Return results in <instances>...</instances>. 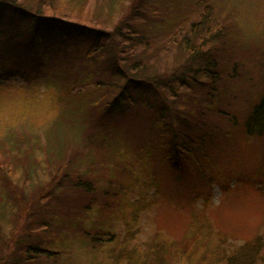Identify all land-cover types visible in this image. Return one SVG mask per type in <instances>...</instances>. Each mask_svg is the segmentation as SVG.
Instances as JSON below:
<instances>
[{
  "label": "rangeland",
  "instance_id": "374dc122",
  "mask_svg": "<svg viewBox=\"0 0 264 264\" xmlns=\"http://www.w3.org/2000/svg\"><path fill=\"white\" fill-rule=\"evenodd\" d=\"M64 1L59 6L73 15L77 1ZM195 1L123 0L115 18L144 9L143 24L159 27L150 34L157 38L170 13ZM208 1L225 26L208 56L216 61L215 76L198 74L191 88L183 85L161 125L151 121L155 95L164 97L157 90L129 86L133 102L104 112L62 110L54 98H63L61 82L82 74L61 76L56 86L38 85L40 78L0 79V176L16 190L0 218V264H226L236 250L243 251L238 263L264 264V135L244 127L264 91V0H201L200 8ZM98 2L86 0L85 11L100 14ZM173 56L181 69L183 55L170 49ZM163 59L160 53L157 60ZM166 128L187 147L178 167L162 162L166 150L158 137L165 131L168 140ZM148 138L155 146L146 155ZM59 163L68 165L61 174L69 168L90 179L92 191L60 179ZM28 243L54 253H26Z\"/></svg>",
  "mask_w": 264,
  "mask_h": 264
},
{
  "label": "trees",
  "instance_id": "16d2710c",
  "mask_svg": "<svg viewBox=\"0 0 264 264\" xmlns=\"http://www.w3.org/2000/svg\"><path fill=\"white\" fill-rule=\"evenodd\" d=\"M76 1V9L71 10V15L59 6L60 2L65 6L64 0H0V17H7L0 22V61L4 58L14 64L12 68L0 67V79L15 76L29 82L40 78L38 85L45 81L56 86L60 84L61 76L82 74L81 78L61 82L66 84L63 98L61 95L54 98L62 110L94 107L104 112L118 103L133 102L129 86L138 91L146 90L149 94H155L154 90H157L164 97L155 95L159 107L151 121L154 125H161L159 119L169 113L165 107H172L173 99L183 85L191 88L198 74L215 76L212 68L216 61H209L208 56L218 33L223 34L225 26L213 15L212 2L208 1L200 8L201 0H196L192 8L181 7L170 13L159 37L154 38L150 34H156L160 29L155 30V25L150 23L143 24L144 9L139 8V14L132 8L130 15L120 18L117 15L115 18L117 10L124 4L123 0H99L100 14L91 12V9L85 11L86 0ZM13 19L18 20L20 26H15ZM170 49L183 55L181 69L175 68L173 61L177 59L169 57ZM160 53L164 54L163 60H157ZM63 62H72L75 68H66ZM166 86H169L167 91L164 89ZM76 98L82 101H74ZM64 101L66 103L62 106ZM244 127L249 134L264 135V91L246 116ZM166 130L170 136L168 140L163 136L165 131L159 132L158 137L166 150L162 162L165 164L166 160L169 165L178 167L179 155L187 147L185 142L176 139L178 133L175 130ZM148 141L142 147L146 155L155 146H152L153 138H148ZM19 164V158L13 157L14 172H17ZM67 166L55 165V174H61L63 167ZM67 170L60 179L71 181L75 188L92 191L90 179H83L81 173H71L69 168ZM55 174L54 179L57 178ZM204 178L207 180L206 176ZM0 191V204L4 206L0 208L1 218L2 211L13 205L8 197L16 194L13 182L6 175L0 176ZM39 195L40 199L44 197V194ZM25 247L26 253L34 251L46 257H52L54 253L51 248L38 244L28 243ZM242 252L236 250L226 264H241L236 258Z\"/></svg>",
  "mask_w": 264,
  "mask_h": 264
}]
</instances>
